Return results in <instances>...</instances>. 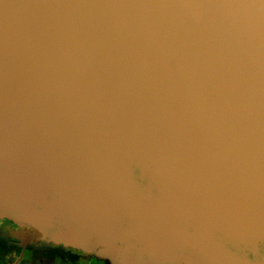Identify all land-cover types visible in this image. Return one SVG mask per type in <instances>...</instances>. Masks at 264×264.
Segmentation results:
<instances>
[{
  "label": "water",
  "instance_id": "95a60500",
  "mask_svg": "<svg viewBox=\"0 0 264 264\" xmlns=\"http://www.w3.org/2000/svg\"><path fill=\"white\" fill-rule=\"evenodd\" d=\"M0 236L264 264V0H0Z\"/></svg>",
  "mask_w": 264,
  "mask_h": 264
},
{
  "label": "flooded vegetation",
  "instance_id": "af4514ba",
  "mask_svg": "<svg viewBox=\"0 0 264 264\" xmlns=\"http://www.w3.org/2000/svg\"><path fill=\"white\" fill-rule=\"evenodd\" d=\"M0 253L14 255L16 258L19 257L28 263L45 262L53 258L55 255L60 254L58 252L51 251H36L11 236H0ZM64 257L71 258L73 261H80L84 259L82 257L69 254H65Z\"/></svg>",
  "mask_w": 264,
  "mask_h": 264
},
{
  "label": "crops",
  "instance_id": "0c3cea01",
  "mask_svg": "<svg viewBox=\"0 0 264 264\" xmlns=\"http://www.w3.org/2000/svg\"><path fill=\"white\" fill-rule=\"evenodd\" d=\"M15 259H17V261L14 264H22V262H25L23 259L19 257ZM79 262H83V261L82 260L73 261L71 258H66L64 256H61V257H53L45 262H38V263H32V264H79ZM25 263H28V262H25Z\"/></svg>",
  "mask_w": 264,
  "mask_h": 264
},
{
  "label": "rangeland",
  "instance_id": "374dc122",
  "mask_svg": "<svg viewBox=\"0 0 264 264\" xmlns=\"http://www.w3.org/2000/svg\"><path fill=\"white\" fill-rule=\"evenodd\" d=\"M16 257L14 255L11 254H1L0 253V264H14L17 259H15ZM68 258V257H67ZM83 262H79V264H98L97 262H93V261H86V260H82ZM22 264H32V263H25L22 262Z\"/></svg>",
  "mask_w": 264,
  "mask_h": 264
},
{
  "label": "trees",
  "instance_id": "16d2710c",
  "mask_svg": "<svg viewBox=\"0 0 264 264\" xmlns=\"http://www.w3.org/2000/svg\"><path fill=\"white\" fill-rule=\"evenodd\" d=\"M65 254H63V253H60V254H58V255H55L54 257H61V256H64Z\"/></svg>",
  "mask_w": 264,
  "mask_h": 264
}]
</instances>
